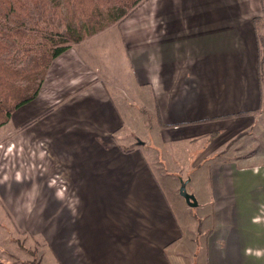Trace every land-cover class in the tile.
Masks as SVG:
<instances>
[{
  "label": "crops",
  "instance_id": "0c3cea01",
  "mask_svg": "<svg viewBox=\"0 0 264 264\" xmlns=\"http://www.w3.org/2000/svg\"><path fill=\"white\" fill-rule=\"evenodd\" d=\"M110 30L130 65L129 93L152 120V153L142 142L129 150L117 143L123 124L102 78L75 88L85 77L71 69L76 61L63 64L73 52L87 64L77 53L85 43L56 58L35 100L17 110L56 105L38 121L51 173L65 185L51 189L43 175L35 178L42 262L264 264L254 255L264 250V0H147ZM57 73H70L63 87H75L48 104L43 94ZM162 150L182 168L178 177L164 172ZM160 181L186 218L192 208L179 203L171 182L193 189L191 221L176 220ZM28 182L14 178L9 190L17 185L20 194Z\"/></svg>",
  "mask_w": 264,
  "mask_h": 264
},
{
  "label": "rangeland",
  "instance_id": "374dc122",
  "mask_svg": "<svg viewBox=\"0 0 264 264\" xmlns=\"http://www.w3.org/2000/svg\"><path fill=\"white\" fill-rule=\"evenodd\" d=\"M88 41L84 42L85 44L83 43L84 45L77 52L86 57L88 60L87 64L82 63L75 54L76 52L72 54L73 60H69L63 64H66L65 67H68L76 61L78 65L72 64L70 67L72 69V67L78 66L77 69H79V73L81 72L80 78L85 77V81H82L76 87L71 85L63 87L64 84H68L72 76L70 73L59 75L58 72L56 82L49 78L50 83L47 86L49 89L45 88L46 90L43 94L45 101L49 104V101L61 98L59 100L63 102L65 101L63 99L65 96H72L74 87L84 86L87 85L86 83L89 80L102 78L105 94L123 124L121 132L117 136V143L125 150H129L133 147H138V144L142 142L146 145V152L150 151L149 147L152 141L149 135V125L152 120L145 113V105L141 102V98L137 95L133 97L129 93L131 78L128 68L130 65H128L124 50L120 46L119 41H117L115 32L109 29V32L101 33V35ZM64 70L67 69L64 68ZM262 90L264 97V76L262 77ZM49 105L44 109H41L42 107L39 108L40 106L35 108L33 106L29 108L31 110L25 108L24 110L16 111L10 124L0 128V264H44L42 262L43 257L40 245H37L39 241L34 236L35 220L41 218L38 215L35 217L32 213L34 212L32 208H35V200H33L34 192L40 187L39 180H35V178L43 175L46 183H50L51 189L58 187L61 190L64 185L61 177L57 179L52 175L54 169L52 170L49 167L53 161L49 150L50 142L49 139L39 132L38 128V121L41 119L38 117L48 110H50L48 113L50 114L56 107L55 104ZM45 116H42V118ZM51 123V121L48 122V124ZM167 151L162 150L159 152L160 159L162 158L160 163L163 166L164 172L178 177L182 168L171 166V163L178 166L175 160H172L168 164L170 161L166 159L168 155ZM192 151L193 149L190 147L189 156H192L194 153ZM150 167L155 172V165H150ZM60 172L62 171L60 170ZM22 177L30 181L24 187V190L19 194V191L16 189L17 185L15 186L14 184L10 187L11 190H9V183L12 184L14 178L22 179ZM160 183L168 199L172 200V206L174 211H176V220L182 223L185 222V219H193L195 217V210L193 208L189 209L190 216L186 218L184 214L180 213L177 205L173 202V198L170 192H168L169 185L165 182L162 183V181ZM4 187L8 188L5 190L7 194L5 201L7 203L11 202L8 209L4 206L2 199ZM171 187H173V193L178 195L179 184L172 181ZM50 188H46L47 191L51 192ZM186 192L192 194L193 189L186 187ZM177 199H179L180 204L184 203L183 198L177 196ZM22 209L26 213L27 211L30 212V215H21L20 211H23ZM26 227L31 228L32 232H27Z\"/></svg>",
  "mask_w": 264,
  "mask_h": 264
},
{
  "label": "trees",
  "instance_id": "16d2710c",
  "mask_svg": "<svg viewBox=\"0 0 264 264\" xmlns=\"http://www.w3.org/2000/svg\"><path fill=\"white\" fill-rule=\"evenodd\" d=\"M145 1L0 0V128L35 100L56 58L120 25Z\"/></svg>",
  "mask_w": 264,
  "mask_h": 264
},
{
  "label": "water",
  "instance_id": "95a60500",
  "mask_svg": "<svg viewBox=\"0 0 264 264\" xmlns=\"http://www.w3.org/2000/svg\"><path fill=\"white\" fill-rule=\"evenodd\" d=\"M178 194L181 198L184 199L188 207L195 208L197 206L195 197L192 194H188L186 192V182H181V185L178 190Z\"/></svg>",
  "mask_w": 264,
  "mask_h": 264
},
{
  "label": "clouds",
  "instance_id": "9594fccd",
  "mask_svg": "<svg viewBox=\"0 0 264 264\" xmlns=\"http://www.w3.org/2000/svg\"><path fill=\"white\" fill-rule=\"evenodd\" d=\"M9 151H11V149H9ZM254 171H259V169L257 168V169H254ZM259 221V217H255V218H253V222L254 223H256V222H258ZM249 252H251V250H248ZM254 255L257 257V258H259V257H261V256H264V250H256L255 251V253H254Z\"/></svg>",
  "mask_w": 264,
  "mask_h": 264
}]
</instances>
